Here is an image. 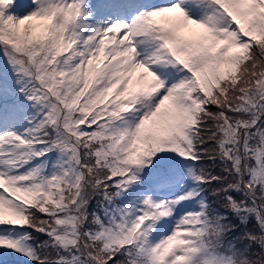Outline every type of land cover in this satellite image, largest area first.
Wrapping results in <instances>:
<instances>
[{"label":"snow or ice","instance_id":"1","mask_svg":"<svg viewBox=\"0 0 264 264\" xmlns=\"http://www.w3.org/2000/svg\"><path fill=\"white\" fill-rule=\"evenodd\" d=\"M0 255L264 264V0H0Z\"/></svg>","mask_w":264,"mask_h":264},{"label":"rangeland","instance_id":"2","mask_svg":"<svg viewBox=\"0 0 264 264\" xmlns=\"http://www.w3.org/2000/svg\"><path fill=\"white\" fill-rule=\"evenodd\" d=\"M151 1H155V0H151ZM20 3L26 4L27 0H20ZM40 239H44V237H40ZM0 264H19V259L15 256H3L0 255Z\"/></svg>","mask_w":264,"mask_h":264}]
</instances>
